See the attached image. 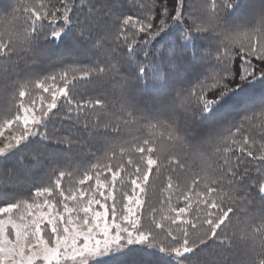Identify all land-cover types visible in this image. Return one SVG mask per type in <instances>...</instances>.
I'll list each match as a JSON object with an SVG mask.
<instances>
[{
    "label": "snow or ice",
    "instance_id": "6c2138e0",
    "mask_svg": "<svg viewBox=\"0 0 264 264\" xmlns=\"http://www.w3.org/2000/svg\"><path fill=\"white\" fill-rule=\"evenodd\" d=\"M4 11L0 172L48 171L0 202V264H264V0Z\"/></svg>",
    "mask_w": 264,
    "mask_h": 264
},
{
    "label": "trees",
    "instance_id": "16d2710c",
    "mask_svg": "<svg viewBox=\"0 0 264 264\" xmlns=\"http://www.w3.org/2000/svg\"><path fill=\"white\" fill-rule=\"evenodd\" d=\"M247 1L248 0H246V3ZM188 2L192 4V0H188ZM244 3H245V0H244ZM9 4L12 6H15L17 4V0H0V15L6 14L4 9ZM189 10H192V9L190 8ZM51 47L53 49V52L50 53L51 60L53 62L58 61L60 56L63 54V47L60 46L59 48H57L56 45L54 44ZM37 68H43V71L39 73L40 75H47L50 71H59V66H57L56 68H49L46 65L41 66L37 64ZM4 87H5L4 83L0 82V89H3ZM10 96H11V90L8 91L7 97H5V95L2 92H0V118H2L3 110L6 107L5 99L10 98ZM159 96H160L159 93L157 94L145 93L144 99L149 105H151L155 100L159 98ZM237 108H238L237 105L235 104L231 105L232 110H236ZM223 114L224 112L222 111L220 115H223ZM215 118L219 119L220 116H217ZM59 133L65 134V135L67 134L66 130H63V129H60ZM50 143H52L53 148L66 149L65 145L57 146L55 145L54 142H50ZM63 154L67 156L68 158H73V157L78 158L79 147H73L70 150H65ZM247 160L250 161L251 158H247ZM29 161L32 165V168L38 173L36 176L12 177V176L4 175L2 172H0V202H14L16 199L27 198V196L30 195L31 191L35 187L43 186V184L41 183L40 177L43 176L48 171V169L46 167H42L41 164L38 163L31 156L29 157ZM43 164H47V161H44ZM167 175L168 173H164L159 179L155 181V187L149 190L150 204L152 206H155V207L160 206L159 202L162 199L161 191L167 182V179H166ZM13 184H15L16 187H13L12 186ZM5 194L7 195V199H5ZM0 206H2V203H0Z\"/></svg>",
    "mask_w": 264,
    "mask_h": 264
},
{
    "label": "rangeland",
    "instance_id": "374dc122",
    "mask_svg": "<svg viewBox=\"0 0 264 264\" xmlns=\"http://www.w3.org/2000/svg\"><path fill=\"white\" fill-rule=\"evenodd\" d=\"M248 1L250 2V0H248ZM248 1H247V3H248ZM197 3H198V0H192V4L196 5ZM245 3H246V0H245Z\"/></svg>",
    "mask_w": 264,
    "mask_h": 264
}]
</instances>
